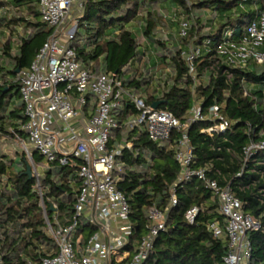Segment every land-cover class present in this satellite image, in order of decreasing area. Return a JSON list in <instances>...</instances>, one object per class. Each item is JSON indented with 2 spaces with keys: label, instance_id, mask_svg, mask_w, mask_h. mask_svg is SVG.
<instances>
[{
  "label": "trees",
  "instance_id": "obj_1",
  "mask_svg": "<svg viewBox=\"0 0 264 264\" xmlns=\"http://www.w3.org/2000/svg\"><path fill=\"white\" fill-rule=\"evenodd\" d=\"M168 2L176 3L180 15L190 19L194 9H210L217 13L215 22L221 25L215 33L202 34L204 27L200 18L192 24L191 38L196 36L197 44L207 37L216 42L221 31L227 27L236 28L238 37L254 16L253 9L256 7L264 11V0L244 3L246 12L240 8L243 0H199L193 9L187 7L184 0H86L73 43L77 55L94 73H111L129 87L143 88L149 104L161 102L160 109L171 112L182 122L189 116L195 100L202 102L206 110L216 104L223 106V114L234 125L226 135L218 138L220 142L227 140L220 151H214V142L201 134L210 127V122L196 124L189 131L195 147V166L209 165L219 170L242 201L244 211L261 222L262 230L249 235L252 246L249 264H264V196L260 194L264 191V165H258V162H264V152L257 155L255 163L249 164L242 178H237L244 148L251 141L264 139V67L230 70V81L225 76L207 79L203 70L216 60L213 54L211 58L204 57L199 61L198 84L195 86L188 75L185 59L181 57L180 49L187 41L182 40L178 44L174 41L175 52L169 50L167 44L154 38L158 18H149L145 39L149 40V44L156 43L162 50H169V56L161 57L160 66L166 65L165 69H170V78L168 83H165L166 80L164 84L158 83L162 93L157 97L148 60L141 55L140 44L128 25L142 17L145 10L151 14L150 8ZM0 13L4 14L0 16V139L16 138V134L27 143L26 134L21 130L26 121L24 106L19 85L13 80L19 70L30 68L53 34V29L41 20L36 0H0ZM135 60L139 66L131 69L130 65ZM244 89L250 90L249 96L244 95ZM254 99L258 101V110L255 109ZM135 115L134 108L127 104L120 121ZM249 126H252L251 133L248 132ZM179 136L175 132L169 141L155 144L145 133L124 129L115 133L112 143L125 141L133 144V148L126 149L119 158L122 172L119 173L121 181L118 183L131 209L130 223L134 235L133 246L130 247L135 249L136 243L146 235L148 212L155 206L168 211L167 229L157 239L145 264H224L227 247L207 229L210 221L216 219L223 223L224 219L202 184L193 180L179 187L178 205L171 207V192L180 173L175 160ZM30 153L36 166L43 162L36 150H30ZM29 163L26 153H22L17 161L0 152V264L38 262L41 246L48 250L54 248L45 232L39 197L34 189L36 181L27 175ZM69 179L77 181L74 171L57 163L41 178L44 202L51 221L53 203H58L62 210L68 202L64 216L70 218L72 215L75 194L74 186L67 183ZM194 206H200L202 213L196 224L190 226L185 214ZM80 232L86 241L96 228L83 225Z\"/></svg>",
  "mask_w": 264,
  "mask_h": 264
},
{
  "label": "built area",
  "instance_id": "obj_2",
  "mask_svg": "<svg viewBox=\"0 0 264 264\" xmlns=\"http://www.w3.org/2000/svg\"><path fill=\"white\" fill-rule=\"evenodd\" d=\"M36 1L41 20L53 29V34L30 68L17 72L13 83L19 85L24 106L26 121L21 130L46 162L42 174L38 173V166L25 147L36 181L34 189L39 197L45 232L54 248L48 250L41 246L38 262L29 264H145L148 261L157 239L167 229L168 211L155 206L150 208L146 235L131 252L134 235L130 223L131 209L118 183L122 172L119 158L126 149L131 150L133 144L125 141L112 143L115 133L122 129L145 133L155 144H164L175 132L180 135L175 152L180 173L171 192V207L178 205L179 187L193 180L200 182L217 200L219 213L224 219V224L219 220L207 224L208 231L215 238L225 236L227 239L224 264H249L252 252L249 235L261 231L262 224L244 211L242 201L219 170L209 165L195 166V147L189 136L194 125L208 121L210 127L201 134L214 142V151H220L227 140L220 142L218 138L226 135L234 125L223 114V106L216 104L206 110L202 102L195 100L184 122L160 106L155 109L154 104L160 102L149 104L143 88L129 87L111 73L96 74L79 60L73 44L78 23L71 25L69 22L75 0ZM184 1L191 8V0ZM249 1L243 0V5H240L243 12L247 11L244 3ZM253 11L254 16L240 36H236V28L227 27L216 42L207 37L198 44L196 36L191 38L192 20L189 17L181 14L170 19L178 25V42L187 41L180 49L181 57L185 59L188 75L195 86L198 84L199 61L213 54L216 60L203 70L210 78L225 76L230 81V70L264 67V11L256 7ZM214 14L213 24L217 19V13ZM166 76L165 83H168V68ZM249 92L244 89V95L249 96ZM193 93L197 97L195 90ZM254 101L258 110V101ZM127 104L134 108L136 115L120 121ZM248 132H252V126L248 127ZM15 136L27 145L26 141ZM263 152L264 139L251 141L243 150L237 178H242L249 164L255 163L257 155ZM56 163L72 169L77 181H67L74 186L75 194L71 217L62 216L59 204L53 203L51 221L44 202L41 178ZM258 165H264V162H258ZM260 194L264 196V191ZM201 213L200 206L192 207L185 214L186 222L190 226L195 225ZM82 223L96 228L86 241L80 232ZM78 233L79 236L74 238Z\"/></svg>",
  "mask_w": 264,
  "mask_h": 264
},
{
  "label": "rangeland",
  "instance_id": "obj_3",
  "mask_svg": "<svg viewBox=\"0 0 264 264\" xmlns=\"http://www.w3.org/2000/svg\"><path fill=\"white\" fill-rule=\"evenodd\" d=\"M199 2V0H191L190 4L192 5L191 8L193 9V6L195 4H197ZM81 1L80 0H76L75 2V5L73 7V10L71 12V15H70V20L69 22L71 23V25H75L76 23H78V26H79V20L83 17V10L80 8V4ZM206 11H203L202 12H199L194 9L193 10V18L191 20L192 21V24L196 23V20L197 18H200L201 21L205 22L204 25H203V33L202 34H207L208 32L211 33V31H208V28H210L214 22V12L210 9H205ZM150 12L151 14H148V10H145L143 13H144V17L139 19V20H134L133 22H131L129 25H128V28L130 30L133 31V33L135 34L139 44H140V47H142L145 51H148L149 48L151 47V52L153 51V54L155 55V57L157 58H161V56H169V50L175 52V48H174V41L177 39V32H178V29H177V25L176 23H173L171 22V18L176 15V14H179L180 13L177 11V9L173 8L172 9H166V8H162L160 7V4L158 5H155L153 6L152 8H150ZM199 14V15H198ZM4 16V14L0 13V16ZM186 16V15H185ZM188 17V16H186ZM149 18L151 19H154V20H157L158 18V24H157V27L153 33L154 35V38L156 39V41H161V42H164L165 44H167V48L169 50H162L161 47H157L156 43L155 44H149V40L148 39H145L144 37V32H145V27H146V24H147V20H149ZM217 24V28L221 25L218 23V21L216 22ZM211 25V26H210ZM216 28V26H213ZM216 32V29L215 31H212V33ZM174 42V43H173ZM173 44V45H172ZM150 52V53H151ZM136 66V63L135 61L133 62V67ZM166 65L164 66H161L160 68V72L164 73L165 74V67ZM166 75V74H165ZM25 147L26 149H28L29 151H34V147L31 143H29L27 141V145H24L22 142H20L17 138H2L0 139V152L3 154V155H6L8 156L9 159H13V160H19L20 159V156L22 153H25ZM27 155V154H26ZM28 157V156H27ZM29 158V157H28ZM29 164L31 166V161L29 160ZM39 167V168H38ZM37 167V170H38V173L42 174L43 170L42 168H46V162L45 160L43 159V162L38 165ZM67 207H68V202H67ZM64 208L60 211V214L63 216L65 214V210L68 209V208ZM82 225H84L82 223ZM79 236V233L74 235V238L75 237H78Z\"/></svg>",
  "mask_w": 264,
  "mask_h": 264
},
{
  "label": "crops",
  "instance_id": "obj_4",
  "mask_svg": "<svg viewBox=\"0 0 264 264\" xmlns=\"http://www.w3.org/2000/svg\"><path fill=\"white\" fill-rule=\"evenodd\" d=\"M81 1V3L79 4L80 5V8L83 10V11H85V2H86V0H80ZM75 2H76V0H75ZM160 7H162V8H166V9H172V7L173 8H175V9H177V11H179V9H178V6H177V4L176 3H171V2H168V3H162V4H160ZM39 9V8H38ZM198 11V13L199 12H202L203 11V13H204V11H206V10H197ZM83 15H84V12H83ZM199 15V14H198ZM144 17V14H143V16L141 17V18H143ZM141 18H139V19H141ZM234 18V17H233ZM139 19H136V20H139ZM202 25H204V23L205 22H203L202 21ZM176 25H177V23H176ZM211 26V25H210ZM213 26H216V28L215 27H213ZM220 27V26H219ZM218 27V28H219ZM218 28H217V24H213L210 28H208V31H211V33H212V31H215V29H216V31L218 30ZM177 29H178V25H177ZM206 29V28H205ZM205 29H203V30H205ZM203 30H202V32L201 33H203ZM131 32H133L132 30H130ZM208 33H210V32H208ZM207 33V34H208ZM215 33V32H214ZM134 34V33H133ZM135 35V34H134ZM177 35H178V32H177ZM6 37H8V35L6 36ZM176 41V43L178 42V38L175 40ZM80 44H82V42L80 41L79 42ZM178 44V43H177ZM176 44V45H177ZM151 47L149 48V50L148 51H145L142 47H140V52H141V55L142 56H144V58L145 59H147L148 60V63H149V65H148V67H149V69H150V71H151V74L152 75H157V77L156 78H158V81L156 80V78H155V76H153V81H152V85H154V87L155 88H157V93L156 94H159V95H161V93H162V87L160 88L159 87V84L158 83H164L165 82V79H166V70L167 69H165V74L162 72H160L161 70H160V68H161V66L160 65H162V62H161V59L162 58H157V57H155V55L153 54V51L151 52ZM168 50V49H167ZM151 52V53H150ZM162 57V56H161ZM135 63H136V66L135 67H133V62L131 63V65H130V68L131 69H135V68H138V66H139V62L137 61V60H135ZM102 70V69H101ZM160 70V71H159ZM100 73H105L104 71H101ZM99 74V73H98ZM207 79H208V76H207ZM206 79V80H207ZM211 201L213 202V203H216L217 205H218V202H217V200L216 199H214L212 196H211ZM218 212H219V210H218ZM214 220H216V219H214ZM222 224H224V222L222 223ZM217 239V238H216ZM219 240H221L225 245H226V247H227V239H226V237L225 236H223L222 238H220ZM131 249V252H134V249L131 247L130 248Z\"/></svg>",
  "mask_w": 264,
  "mask_h": 264
},
{
  "label": "water",
  "instance_id": "obj_5",
  "mask_svg": "<svg viewBox=\"0 0 264 264\" xmlns=\"http://www.w3.org/2000/svg\"><path fill=\"white\" fill-rule=\"evenodd\" d=\"M19 72V71H18ZM161 105V102L160 103H156V104H154V108L155 109H158L159 108V106ZM27 175L29 176V178L30 179H32V178H34V176H33V171H32V167L29 165V167H28V169H27Z\"/></svg>",
  "mask_w": 264,
  "mask_h": 264
}]
</instances>
